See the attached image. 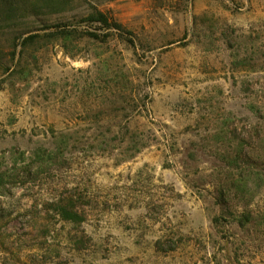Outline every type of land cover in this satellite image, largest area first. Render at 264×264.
Instances as JSON below:
<instances>
[{"label": "rangeland", "instance_id": "374dc122", "mask_svg": "<svg viewBox=\"0 0 264 264\" xmlns=\"http://www.w3.org/2000/svg\"><path fill=\"white\" fill-rule=\"evenodd\" d=\"M69 1L0 0V264H264V0Z\"/></svg>", "mask_w": 264, "mask_h": 264}, {"label": "trees", "instance_id": "16d2710c", "mask_svg": "<svg viewBox=\"0 0 264 264\" xmlns=\"http://www.w3.org/2000/svg\"><path fill=\"white\" fill-rule=\"evenodd\" d=\"M16 0H10L9 3H7V0H5V4L13 5ZM31 2L33 7H37L39 5L43 6V8L48 9L50 13H59L64 11L65 7L70 3L69 0H29ZM13 3V4H12ZM85 23H95L99 24L104 29H119L117 28L115 22L113 20H109L108 17H106L103 13L93 9L92 13L88 14L86 17H84ZM73 29H62L60 32H57V35H52L49 37H57L58 39L62 40L64 43L70 42L74 35ZM89 38H94L92 34H86ZM32 39H35L33 36L27 38V42L31 41ZM52 154V153H51ZM50 160V159H48ZM14 171V168L9 170H6L5 172L0 173V185H8L12 181H16L17 179H21L23 177L21 174L14 175L12 172Z\"/></svg>", "mask_w": 264, "mask_h": 264}]
</instances>
